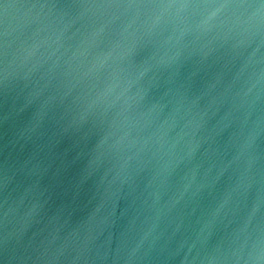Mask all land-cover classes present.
I'll return each instance as SVG.
<instances>
[{
	"label": "water",
	"instance_id": "1",
	"mask_svg": "<svg viewBox=\"0 0 264 264\" xmlns=\"http://www.w3.org/2000/svg\"><path fill=\"white\" fill-rule=\"evenodd\" d=\"M0 264H264V0H0Z\"/></svg>",
	"mask_w": 264,
	"mask_h": 264
},
{
	"label": "clouds",
	"instance_id": "2",
	"mask_svg": "<svg viewBox=\"0 0 264 264\" xmlns=\"http://www.w3.org/2000/svg\"><path fill=\"white\" fill-rule=\"evenodd\" d=\"M165 7L170 9H177V10H187L192 8H199L204 11V14L206 16V19L210 22L218 17L219 14H221L222 10L232 7L227 4H215V3H202V4H187V3H181V4H169Z\"/></svg>",
	"mask_w": 264,
	"mask_h": 264
}]
</instances>
